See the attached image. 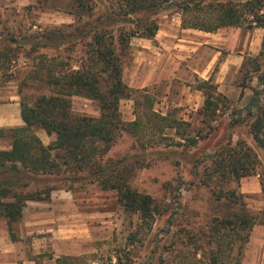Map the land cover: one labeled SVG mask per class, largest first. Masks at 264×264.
<instances>
[{
	"label": "rangeland",
	"instance_id": "374dc122",
	"mask_svg": "<svg viewBox=\"0 0 264 264\" xmlns=\"http://www.w3.org/2000/svg\"><path fill=\"white\" fill-rule=\"evenodd\" d=\"M111 4L116 7V0H93L96 16L107 11ZM74 5L73 0H0V40L4 39L0 42V50L5 48V37H11L10 35L24 39L25 36L41 34L45 29L76 25ZM179 17L181 18V13L170 4L154 15L159 28L178 27ZM148 39L150 38L139 35L132 37L130 48L125 53L123 77L134 91L130 97L121 99V117L125 121L136 119L137 109H145L143 105L147 94L153 101L154 110L189 121L192 124L189 129L190 137L197 138V144L193 146L189 140L180 139L174 129L165 131L166 139L161 144L152 146L148 143L147 147L132 134L122 132L105 158L128 157V162L135 168L130 185L140 192L152 195L160 205L166 207V211L158 214L150 227L143 223L140 213L126 210L116 190L103 189L101 181H96V176L88 175V172H78L76 178L70 172L61 175L36 174L27 181L25 187L18 188L19 191L50 189L51 198L27 205L22 219L13 224V230L20 237V253L22 251L24 255L19 264H65L59 262L64 257L70 258L67 260L69 264H160L162 261L163 264H193L191 262L195 256L197 261L203 258L200 248L205 246L210 250L214 246L209 240L212 219L216 215L225 214L227 209L223 202L215 200L212 189L202 181L204 171L211 164L208 156L229 142L235 144L243 139L258 153L263 162L258 171L264 172V147L258 145L250 133L248 120L231 126V114L246 108L254 93L253 88L262 87L256 77L257 73H251L253 80L242 88V65L238 67L231 84L237 88V93L228 97V106L220 107L216 120L210 117L204 120L200 108L205 96L197 86L201 79H209L211 76L216 82L226 51L222 56L219 55L220 58L206 73L196 74L185 70L188 68L189 58L185 54L181 58V71L165 74L163 79L148 85L131 86L129 82L135 76V51L144 49ZM201 39L206 41L205 37ZM203 44L199 45L202 47ZM32 45L31 42L11 44L18 55L6 69V73L0 67V102L6 100V91H9V97L16 96L19 102V112L16 111L18 115L21 114L22 101L33 104L42 94H51L45 82L29 79L30 71L37 64L38 54H61L64 58L69 56V62L74 68L79 67L84 54V45L78 40L72 45L75 48L73 51L38 48L34 52ZM208 46L213 48L208 50L215 53L214 46ZM201 47L195 49L199 54L198 58L205 53ZM72 102L73 112L77 115L98 117L101 114L100 104L94 99L74 96ZM14 114L13 110L10 111L11 118ZM245 114L243 111L240 118H244ZM25 125L24 123L22 126ZM14 127L2 128L7 131L0 132V135L3 134L0 136V143L5 150L11 148L12 138L8 129ZM36 132L45 144L56 140L55 133L49 134L43 128H37ZM256 176L260 178V175ZM245 178L247 177L242 178L239 183L233 181L225 185V188L241 190V181ZM176 186L180 187L181 205L174 199ZM245 195L250 211L258 213L264 208L262 193ZM263 227H254L244 248L242 264H256L254 261L257 260L261 261L259 264H264V259L256 258L253 256V249H249L250 242L264 246ZM205 262L210 261L206 259Z\"/></svg>",
	"mask_w": 264,
	"mask_h": 264
},
{
	"label": "trees",
	"instance_id": "16d2710c",
	"mask_svg": "<svg viewBox=\"0 0 264 264\" xmlns=\"http://www.w3.org/2000/svg\"><path fill=\"white\" fill-rule=\"evenodd\" d=\"M73 1L76 25L45 29L41 34L25 36L24 39L10 35L5 37V48L0 50V67L6 73L18 55L11 44L31 42L34 52L38 48L73 51L76 40L84 45L78 68L71 66L69 56L38 54L29 79L45 82L51 94H42L33 104L21 102V116L26 125L9 128L11 148L0 150V208L8 220L13 240L17 239L13 224L22 219L27 202L51 198L50 189L19 191L18 188L25 187L36 174L70 172L76 178L78 172H88V175L96 176V181H101L103 189L116 190L126 210L140 213L146 225L152 224L158 214L166 211V207L152 195L130 185L135 168L128 162V157L105 158L122 132L132 134L145 147L149 146L148 143L152 146L161 144L166 139L167 129H174L180 139L189 140L191 145L197 144L198 139L189 134L192 124L154 110L153 101L147 94L145 109H137L136 119L125 121L121 117V99L130 97L134 91L123 77L125 53L132 37H155L159 30L155 14L170 4L181 13L183 28L216 32L225 27H258L264 31V0H116V7L111 4L107 11L97 16L93 0ZM261 59L264 60V37L260 53L245 56L241 66L243 82L240 84L242 88L247 87V83L253 80L251 73H257L262 87L253 88L254 93L246 108L231 114V126L248 120L250 133L258 145L264 147V62ZM197 88L205 96L200 108L204 120L208 117L216 120L220 107L230 103L229 98L218 90L213 76L201 79ZM74 96L98 101L100 116L75 114ZM243 111L245 117L240 118ZM37 128L55 133L56 140L45 144L37 134ZM4 131L7 130L0 129V132ZM208 159L211 164L204 171L202 181L212 189L215 200L223 202L227 209L225 214L212 219L209 240L214 246L210 250L205 246L200 248L203 258L197 261L195 256L191 263L242 264L244 248L254 227L264 226V208L258 213L250 211L246 195L238 188L226 189L225 185L260 175L264 196V172L258 171L263 162L256 150L243 139L235 144L229 142ZM180 195V187L176 186L174 199L178 205H181ZM68 259L64 257L59 262L69 264ZM206 259L210 262H205Z\"/></svg>",
	"mask_w": 264,
	"mask_h": 264
},
{
	"label": "crops",
	"instance_id": "0c3cea01",
	"mask_svg": "<svg viewBox=\"0 0 264 264\" xmlns=\"http://www.w3.org/2000/svg\"><path fill=\"white\" fill-rule=\"evenodd\" d=\"M177 25L178 27L175 26V28L160 26L156 36L146 41L145 48H139L135 51L136 59L133 65L135 67V76L134 80L129 82L130 85L136 87L148 85L155 80L161 79L165 74L181 71L183 67L181 58L185 54L189 57L187 60L188 68H185V70L196 74L206 73L212 67V64L226 51L227 54L221 61L215 83L218 85V90L221 93L227 97L234 96L238 90L231 84L236 70L242 65L246 55H257L260 53L264 37L263 29L258 27L253 29L245 27H225L216 32H206L193 28H183L180 17L177 18ZM200 33L205 36H201ZM203 37L206 40L204 42L201 39ZM207 42L210 44H206ZM199 44H203L202 47ZM208 45L214 46L215 53L208 50L213 49ZM200 47L204 48L202 52L205 53L202 57L198 58L199 54L195 49ZM143 56L145 57L144 59ZM234 57L236 60H234ZM7 92L9 93V91H6V100L0 102V129L9 126L19 127L25 123L21 114L18 115L19 102L16 100V96H12L11 98ZM12 110L15 112L13 118L10 116V111ZM16 111L18 112L16 113ZM0 136H3V134ZM0 150H5V147L1 143ZM240 189L245 194L262 193L259 176L255 175L243 179ZM36 202L28 201L27 205ZM25 208L23 216L25 214ZM19 238L17 235L16 240L12 239L8 220L0 208V264H19V260L24 258L22 251L20 253L19 250V244L21 243ZM250 248L253 249V256L264 259V246L256 242H250ZM249 249H247V257L249 256ZM254 263L259 264L261 261L259 262L257 260Z\"/></svg>",
	"mask_w": 264,
	"mask_h": 264
}]
</instances>
